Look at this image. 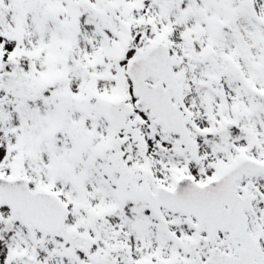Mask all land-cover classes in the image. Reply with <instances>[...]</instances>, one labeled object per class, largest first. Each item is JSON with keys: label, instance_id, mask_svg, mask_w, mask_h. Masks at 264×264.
Segmentation results:
<instances>
[{"label": "snow or ice", "instance_id": "obj_1", "mask_svg": "<svg viewBox=\"0 0 264 264\" xmlns=\"http://www.w3.org/2000/svg\"><path fill=\"white\" fill-rule=\"evenodd\" d=\"M0 264H264V0H0Z\"/></svg>", "mask_w": 264, "mask_h": 264}]
</instances>
